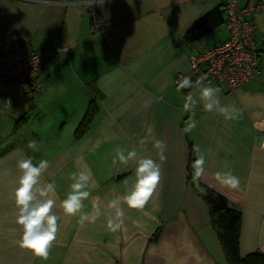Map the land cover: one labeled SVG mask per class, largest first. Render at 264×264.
<instances>
[{
  "label": "crops",
  "instance_id": "obj_1",
  "mask_svg": "<svg viewBox=\"0 0 264 264\" xmlns=\"http://www.w3.org/2000/svg\"><path fill=\"white\" fill-rule=\"evenodd\" d=\"M226 2L0 0V43L10 33L48 55L45 68L16 90L10 107L0 96V264H227L208 208L186 178L190 151L204 159L199 181L241 214L240 256L264 255V13L252 17L263 50L256 78L231 91L211 82L220 89L221 105L238 110L234 119L206 112L199 87L178 90L173 84L177 74L189 71L191 56L226 39L225 25L193 42L185 36L196 20L224 10ZM219 28L224 32L213 34ZM88 92L99 97V109L75 139ZM20 93L33 103L26 106ZM188 93L198 101L194 114L183 109ZM191 120L196 127L184 132ZM32 139L37 150L27 147ZM156 140L165 142L163 161ZM117 147L150 156L161 166V180L142 211L121 204L124 226L111 232L106 220L114 210L108 205L132 189L136 168L135 161L113 165ZM22 157L37 165L47 160L41 180L56 185L53 211L60 218L46 261L18 244L22 231L13 193ZM86 167L95 184L84 211L92 213L96 204L102 214L82 225L78 215L65 216L59 203L70 191V174ZM217 171H231L240 187L220 183Z\"/></svg>",
  "mask_w": 264,
  "mask_h": 264
},
{
  "label": "clouds",
  "instance_id": "obj_2",
  "mask_svg": "<svg viewBox=\"0 0 264 264\" xmlns=\"http://www.w3.org/2000/svg\"><path fill=\"white\" fill-rule=\"evenodd\" d=\"M207 75H202L195 81L190 77H183L178 81V90L199 87L200 100L203 101V107L206 112L216 111L223 115L225 119H234L233 113L238 115L235 106L221 105L219 100L220 89L212 86L209 81L205 84ZM10 107V101L6 102ZM198 103L192 93L185 96L183 109L186 112H195V106ZM196 127L195 120H191L183 129L184 132H190ZM153 129L148 127V132ZM144 141H141L143 144ZM27 147L37 150L38 142L32 139ZM154 147L159 150L161 161L166 159L165 142L156 140ZM131 161L136 162L135 182L132 189L123 197L111 201L108 205L114 210V214H109L106 220V228L111 232L121 230L124 226L125 211L121 204L126 205L129 210L142 211L154 193L161 180V166L150 156H142L135 148L130 150L123 147L115 149L113 165H128ZM204 159L201 156L194 162V181L199 187V179L204 174ZM17 167L20 171L17 187L13 193L15 205L17 208L16 223L21 227V237L18 241L19 246L32 253L36 258L46 261L54 242L57 239L59 216L53 211L57 205L56 185L54 183H43L41 177L48 169L49 162L40 160L39 164H34L30 157H22L17 161ZM216 179L223 185L237 189L240 187V179L231 171H217ZM72 181L70 191L66 198L60 201L59 207L65 216H79V223H95L101 216L100 207L93 205V212L84 211V201L87 200L91 192L90 185H94L92 171L85 168L79 172H72L69 176ZM203 191V189H201Z\"/></svg>",
  "mask_w": 264,
  "mask_h": 264
},
{
  "label": "built area",
  "instance_id": "obj_3",
  "mask_svg": "<svg viewBox=\"0 0 264 264\" xmlns=\"http://www.w3.org/2000/svg\"><path fill=\"white\" fill-rule=\"evenodd\" d=\"M263 10L261 0H246L241 9L236 0H227L224 6L226 39L191 56L189 71L177 74L174 86L178 87V81L185 76L194 84L206 74L205 84L216 82L231 91L256 78L263 50L255 40L256 25L252 17ZM47 59L45 51L33 50L28 42L8 34L7 40L0 43V96L5 105L7 101L12 102L16 89L41 73Z\"/></svg>",
  "mask_w": 264,
  "mask_h": 264
},
{
  "label": "trees",
  "instance_id": "obj_4",
  "mask_svg": "<svg viewBox=\"0 0 264 264\" xmlns=\"http://www.w3.org/2000/svg\"><path fill=\"white\" fill-rule=\"evenodd\" d=\"M223 13L224 10L216 8L200 17L186 32V38L193 42L197 38H202L208 32L224 25ZM91 94L88 92L89 98L86 111L74 131L73 136L75 139L81 138L86 133L90 122L99 109V97L97 98L94 94ZM195 161L196 158L190 151L186 178L208 208L211 228L217 235L227 264H264V255L262 254L252 253L245 257L240 256L241 214L239 211L230 208L228 200L224 196L202 184L200 181H198L199 187H197V182L193 179Z\"/></svg>",
  "mask_w": 264,
  "mask_h": 264
},
{
  "label": "rangeland",
  "instance_id": "obj_5",
  "mask_svg": "<svg viewBox=\"0 0 264 264\" xmlns=\"http://www.w3.org/2000/svg\"><path fill=\"white\" fill-rule=\"evenodd\" d=\"M262 2V1H261ZM237 3H238V5L239 6H244L245 5V3H246V0H237ZM263 3V2H262ZM263 13H264V10H263ZM262 14V13H261ZM257 15H259V14H257ZM256 15V16H257ZM255 16V17H256ZM255 24H256V22H255ZM259 25V24H258ZM224 32V30L222 29V28H219L218 30H216L215 31V33H213V34H222ZM211 39V38H210ZM216 39L218 40V38L216 37ZM212 40V39H211ZM17 90V89H16ZM18 90H21V89H18ZM17 90V91H18ZM17 91H15V94L17 93ZM20 92H22V91H20ZM24 93V92H23ZM14 94V95H15ZM20 94H22V93H20ZM13 95V97H15ZM31 96V95H30ZM22 97H23V102H24V104L27 106L28 104H31V103H33V100H30L31 98L29 97V96H25L24 94H22ZM29 106V105H28ZM32 113L30 112V115H31ZM32 117V116H31Z\"/></svg>",
  "mask_w": 264,
  "mask_h": 264
}]
</instances>
